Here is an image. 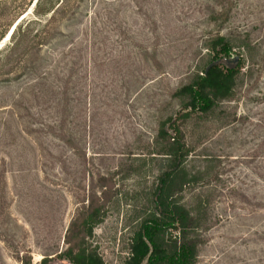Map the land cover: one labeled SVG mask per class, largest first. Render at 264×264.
Wrapping results in <instances>:
<instances>
[{
	"label": "rangeland",
	"instance_id": "rangeland-1",
	"mask_svg": "<svg viewBox=\"0 0 264 264\" xmlns=\"http://www.w3.org/2000/svg\"><path fill=\"white\" fill-rule=\"evenodd\" d=\"M36 1L0 0V264L59 263L101 176L114 195L89 240L104 264L144 220L171 254L190 243L189 264H264V0H61L34 17ZM23 17L37 21L13 34ZM216 35L231 49L213 59ZM225 59L233 98L182 123L190 151L172 164L157 133L186 102L175 91Z\"/></svg>",
	"mask_w": 264,
	"mask_h": 264
},
{
	"label": "trees",
	"instance_id": "trees-1",
	"mask_svg": "<svg viewBox=\"0 0 264 264\" xmlns=\"http://www.w3.org/2000/svg\"><path fill=\"white\" fill-rule=\"evenodd\" d=\"M43 0H37L34 5V17L45 16L49 13L54 14L56 9L61 5V0H47L42 4ZM59 4V5H58ZM45 7V8H44ZM231 4L224 7L221 6L215 16L221 19V22H226L231 11ZM214 16V17H215ZM24 20V17L21 21ZM36 20H25L21 25L14 26L13 34L18 32L24 23L26 26L35 22ZM28 31L23 34L21 40L27 36ZM12 34V35H13ZM20 41V40H19ZM18 41V42H19ZM17 42V43H18ZM208 47L213 51V59L227 54L230 49L229 39L224 35H216L210 39ZM211 63V62H209ZM208 63V64H209ZM207 64V65H208ZM206 65V66H207ZM204 66L200 72L194 74L191 81L182 85L175 91V95L185 98V103L174 119L168 117L162 120L158 127L157 138L161 140L162 150L160 154L166 155L169 161L174 164L182 158H185L189 153V147L184 143V134L181 130V125L186 121L193 112L200 111L202 113L209 112L217 102L222 100L232 99L234 96V87L236 79L239 74L240 65L237 68H225L223 65L211 66L205 71ZM57 78V77H56ZM51 81L47 87L52 84H57L58 80ZM67 83L63 86L67 90ZM45 84L41 81L40 87ZM57 86V85H56ZM49 92L52 94V89ZM55 89V88H54ZM169 124L171 134L165 129ZM99 193H94L88 197L87 203L82 204L75 216L69 222L63 238L65 248L58 254L57 259L60 260L57 264H104L101 256L96 248L92 246L90 237L95 226L100 224L106 213L107 204L114 195V183L110 177L101 176L98 178ZM162 203V202H161ZM153 228L150 220H144L140 226L133 231L129 238L128 255L122 264H167L168 259L173 257L176 252L172 254L161 245H158L152 237ZM150 241V243L148 242ZM191 244L184 242L179 247L177 260L173 257L174 263L170 264H189L185 262L184 254L194 257V252H190ZM20 264H35L31 261L29 256H22ZM50 258L44 256L36 264H49Z\"/></svg>",
	"mask_w": 264,
	"mask_h": 264
},
{
	"label": "water",
	"instance_id": "water-1",
	"mask_svg": "<svg viewBox=\"0 0 264 264\" xmlns=\"http://www.w3.org/2000/svg\"><path fill=\"white\" fill-rule=\"evenodd\" d=\"M222 62L226 63V64H230V60H216V61H212L211 63H209L206 68H205V71H207L211 66H215V65H219L221 64Z\"/></svg>",
	"mask_w": 264,
	"mask_h": 264
},
{
	"label": "bare ground",
	"instance_id": "bare-ground-1",
	"mask_svg": "<svg viewBox=\"0 0 264 264\" xmlns=\"http://www.w3.org/2000/svg\"><path fill=\"white\" fill-rule=\"evenodd\" d=\"M12 30H13V28H12ZM10 34H11V31L8 33V35L6 36V38H7L8 36H10ZM6 38H5V39H6Z\"/></svg>",
	"mask_w": 264,
	"mask_h": 264
}]
</instances>
